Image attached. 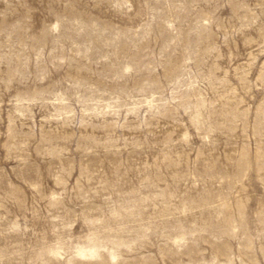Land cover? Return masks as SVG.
<instances>
[{"label": "rangeland", "instance_id": "374dc122", "mask_svg": "<svg viewBox=\"0 0 264 264\" xmlns=\"http://www.w3.org/2000/svg\"><path fill=\"white\" fill-rule=\"evenodd\" d=\"M0 264H264V0H0Z\"/></svg>", "mask_w": 264, "mask_h": 264}]
</instances>
